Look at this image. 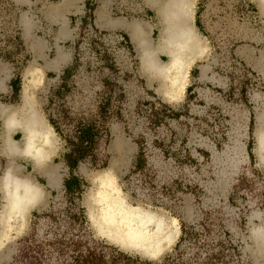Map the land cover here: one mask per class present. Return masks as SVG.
<instances>
[{
	"label": "rangeland",
	"instance_id": "374dc122",
	"mask_svg": "<svg viewBox=\"0 0 264 264\" xmlns=\"http://www.w3.org/2000/svg\"><path fill=\"white\" fill-rule=\"evenodd\" d=\"M169 1L0 0L1 186L3 139L22 137L5 129L4 109L30 108L53 137L39 167L14 161L39 200L0 226V264H75L76 248L102 264L118 252L152 264H264V78L236 55L251 43L263 51L264 20L253 0H182L199 47L162 77L143 69L132 35L142 28L165 67L157 47ZM79 124L99 133L70 169L58 131ZM70 175L81 183L68 194ZM100 177L124 208L160 219L170 240L154 256L117 240L93 203ZM4 203L0 190V211ZM77 208L85 224L71 216Z\"/></svg>",
	"mask_w": 264,
	"mask_h": 264
},
{
	"label": "bare ground",
	"instance_id": "6f19581e",
	"mask_svg": "<svg viewBox=\"0 0 264 264\" xmlns=\"http://www.w3.org/2000/svg\"><path fill=\"white\" fill-rule=\"evenodd\" d=\"M183 7L182 0H170L162 10L165 29L157 49L165 50L170 59L165 67L157 64L156 51L151 49L149 43L146 42L145 31L137 27L133 32L132 37L141 48L144 70H151L162 77H169L173 72L180 70L190 54L197 52L198 38L194 33L184 29L181 17ZM261 8L264 11V1H262ZM172 83L174 84V81ZM23 94L24 99L27 98L25 89ZM20 111V113L17 111L7 112L4 109L2 112L5 129L9 132L16 128L22 133V137L17 143L12 141L9 135L3 139L2 154L9 160V168L4 176L2 186L0 178V190L5 200L0 211V226L2 228H5L13 220L24 219L26 209L39 200V192L34 190L30 183L14 175V161L27 158L33 162L35 167H39L48 156L47 153L53 139L50 130L37 119L33 110L27 108ZM18 116L21 117V120L18 119ZM99 181L101 190L97 197L94 196L93 203L99 205L105 221L119 233L117 240L123 245L126 241L131 240L141 252L148 256H154L153 254L160 250L162 244L170 240V235H167L163 230L160 219L148 213L124 208L112 196L109 179L100 177ZM90 218L95 219L93 216Z\"/></svg>",
	"mask_w": 264,
	"mask_h": 264
},
{
	"label": "trees",
	"instance_id": "16d2710c",
	"mask_svg": "<svg viewBox=\"0 0 264 264\" xmlns=\"http://www.w3.org/2000/svg\"><path fill=\"white\" fill-rule=\"evenodd\" d=\"M56 129L58 130L57 127ZM58 133L62 141L65 143L66 152L64 154V161L66 165L70 169H72L77 167L79 162L84 161L87 155L93 151V145H95L96 143V137L99 131L95 128L94 125L79 124L73 134L69 135L67 133H63L62 131H58ZM80 183L81 181L78 177L70 175L64 181L65 192L70 194L79 190ZM70 214L73 218L79 220L81 224H85L86 220L81 208H77L76 212ZM74 251V258L76 259V263L102 264L96 258L99 255L93 250H85L84 252L87 254H83L84 252L80 248H76ZM118 254L121 256V259H115L109 264H152L151 262L141 261L137 256L133 257L120 252H118Z\"/></svg>",
	"mask_w": 264,
	"mask_h": 264
},
{
	"label": "crops",
	"instance_id": "0c3cea01",
	"mask_svg": "<svg viewBox=\"0 0 264 264\" xmlns=\"http://www.w3.org/2000/svg\"><path fill=\"white\" fill-rule=\"evenodd\" d=\"M258 9H259V17L261 18V22L264 20V11L262 10V0H253ZM263 18V20H262ZM262 30H264V21L262 24ZM264 38V35H263ZM262 38V39H263ZM262 40H259L256 42V44H259V42ZM264 41V39H263ZM236 55L240 58V60L244 61L246 64L249 65V67L256 73L260 74L262 78H264V49L259 50L258 48H254L252 43L251 47H239V50H237Z\"/></svg>",
	"mask_w": 264,
	"mask_h": 264
}]
</instances>
